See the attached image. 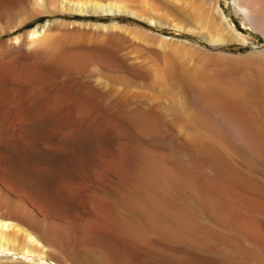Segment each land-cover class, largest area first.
Segmentation results:
<instances>
[{"label":"rangeland","instance_id":"374dc122","mask_svg":"<svg viewBox=\"0 0 264 264\" xmlns=\"http://www.w3.org/2000/svg\"><path fill=\"white\" fill-rule=\"evenodd\" d=\"M253 1L261 7L257 13L248 3L249 11L260 15L256 18L235 0H0V45L15 36L28 42L30 30L56 21L46 34L47 45L52 48L59 42L75 62L72 70L34 76L31 65H42L53 50L36 43L25 47L27 53L13 64L12 56L5 54L4 63L12 65L0 70V169L40 184L53 198L52 205L42 203L37 208L28 203L31 196L26 189L15 187L28 207L23 226L31 223L32 231L41 237L42 251L51 254L48 264H78L81 259L96 264L99 258L116 264L123 258L128 245L101 225L104 218L95 201L106 198L118 203V194L132 193L135 154L143 149L170 155L169 144H186L177 157L198 169L219 212L206 209L190 189L180 196L158 189L163 193L156 191L159 199L185 214V234L174 237L163 231V224L148 223L143 212L118 206L122 214L139 220L142 238L131 244L132 249L128 247L136 264H225L228 260L264 264V168L252 167L246 149L234 142L222 120L183 94L188 73L220 66L208 55L258 59L264 54V0ZM79 2L117 3L129 14L65 12L64 4ZM216 5L237 37L221 30ZM76 46L105 47L111 61L89 58L84 50H74ZM16 86L24 89L19 95L12 93ZM89 90L102 92L105 99L87 100ZM24 105L32 112L21 115L19 108ZM218 107L230 116L226 106ZM135 111L153 118L148 131H133L121 118ZM198 139L223 148L232 172H218L193 160L199 153L189 143ZM41 173L50 174L54 182ZM13 182L7 178L2 186L8 189ZM11 196L6 198L7 212L16 215L18 199ZM154 205L149 207L157 215ZM162 223L174 227L169 220ZM22 254H0V264H36Z\"/></svg>","mask_w":264,"mask_h":264},{"label":"bare ground","instance_id":"6f19581e","mask_svg":"<svg viewBox=\"0 0 264 264\" xmlns=\"http://www.w3.org/2000/svg\"><path fill=\"white\" fill-rule=\"evenodd\" d=\"M249 2L235 0V4L242 9H246L253 18L260 16L254 12L259 13L258 10L261 7L258 8L257 2L251 0L250 3L252 5L250 6H253L255 9H253L254 12L249 11V9L253 8L249 6ZM64 10L65 12L78 13L79 15L129 14V9L126 10L117 3L104 5L100 3L86 4L79 2L68 6L64 4ZM216 13L220 21L219 25L221 30L229 32L234 38L237 37V32L230 26L218 5H216ZM130 15L133 14L131 13ZM54 23L56 24V21ZM54 23L47 22L40 27L30 30L27 35L29 36L28 42H25L26 40H23L24 42L21 41V36H15L8 41L11 44L4 43L3 45H0V48H5L3 53L0 52V70L8 68L9 62L12 64L13 62H18L20 57L27 53V51L25 52V47H33L36 43L47 45L46 34L50 32H48V30ZM208 23H210V21ZM71 26H81V24L76 25L71 23ZM85 26H87V24H85ZM94 26L95 28H110L111 30V27L104 25L101 26V24H95ZM77 28L80 29L79 27ZM1 34L2 33L0 32V35ZM57 43L55 47H52L53 50L48 56L42 59V65H38L37 62L31 65V73L34 76L42 73L51 75L56 72H64L73 69L75 62L69 56V51H67L59 42ZM47 46L50 47V45ZM9 47H12L13 49L10 50ZM95 47L96 46H94V48L76 46L74 50H84V54L89 58H99L104 63H110L111 58L107 48L99 46ZM5 54L10 57L12 56V59L8 64L4 63ZM208 59L221 62L220 66L205 72H186L188 74L185 79L186 85L183 93L184 97L186 100L197 103L202 110H206L207 114H214L217 120H222L221 126L228 129L234 142L244 146L246 149L250 165L252 167L256 165L258 167V165H261L262 168H264V54L261 53L260 58L258 59H255L254 57L251 59L249 57L243 58L225 54L208 55ZM85 87H88V85L86 84ZM23 90L22 86H16L12 89V93H17L19 95ZM86 98L87 100L102 102L105 99V95L98 90H89L86 94ZM216 106H226L230 116L227 117L223 115L222 110L218 109L219 107L217 108ZM19 109L21 115H27L32 107L24 105ZM121 118H123V121L126 122L133 131L141 133L149 130L153 119L149 114H141L136 111L131 114L122 115ZM203 137L205 138V136ZM2 138L3 134L0 135V143ZM14 139L16 143L21 145V142L16 135L14 136ZM189 144L192 146V149H195V151L197 150L199 153L197 158H192L193 160L199 159L207 164L209 168L218 172H228L230 170L232 172L233 169L223 154V148L199 139L192 140ZM169 145L167 148L169 147L171 152L169 153L170 155H167L165 151L164 154L143 149L135 154L137 171L135 172L133 180L129 183L133 190L132 193L130 191L125 192V190L124 193L120 195L118 194V196L115 197V200L118 203L109 201L106 198H100L95 201L97 202V209L102 212V218H104L101 221V225L106 227V230L108 229L113 237L125 241L128 247L131 246V249V244L135 243V240L142 238L138 223L139 220L134 215H129L128 217L126 216L127 214H122L120 208L118 209V206L122 207V209L125 208L130 212L135 213L136 211L138 214L143 212L146 221L151 223L152 226L163 224V231L168 236L175 237L179 234H182V236L185 234L184 224L185 222L187 223L184 216L185 214L183 213V215L181 212L177 211V209H174L171 205H168L159 199L158 196L163 193L158 189L166 190V194H169V192L171 194L173 192L179 196L180 193L185 191V189H190L202 198L199 199H201L200 201H203L202 204L204 203L206 209L212 212H219L218 205L213 199L210 189L203 182L198 169L190 165L188 166L185 159L180 158L181 156L177 157V154L183 153L182 151L186 144L183 146H176L175 144ZM187 152L188 151L185 153ZM165 157L166 159L168 158L170 162L168 161L167 163ZM186 159L189 160L188 156ZM2 161L1 164L3 165L4 162ZM240 166L242 167L243 165ZM6 167L8 168V165ZM41 175L48 176L46 180L49 183L52 181L54 182V179L49 178L50 174L41 173ZM7 178L14 181L8 189L2 186V184L6 185ZM44 178L45 177H41L40 180H45ZM34 184L35 183L30 184L28 181L26 182V180L23 181V179H19V176L13 173L12 170L6 171L5 169H0V254L5 255L10 253L14 255L17 253H23L22 255L24 258L32 263L48 264L47 260L51 257V254L42 251L43 246L41 245V237L32 231L31 223H29L30 225L23 226L22 219L25 217L28 207L26 203L23 202V197L16 194L15 191V187L26 189L31 196V199L29 202L27 200L25 202L30 203L31 206L33 205L34 207L41 208L40 205L42 203L52 205V203H54L53 198L47 196L43 192L40 184ZM262 186L264 188V184H262ZM164 190L162 192H164ZM156 191L161 194L158 195ZM262 192L264 197V189ZM11 195L18 199L16 215L7 212L8 207L6 204V198ZM154 203L157 204L156 206L159 210L157 215L153 214L149 207L150 205L153 207ZM11 213L13 212L11 211ZM167 220L173 223V228H169L165 223H162L167 222ZM128 247V251L126 250V252H124V257L118 259L116 264H136L134 260L135 257L133 256L132 251H129L130 249H128ZM59 253L63 254L64 251L60 249ZM81 260H77L76 262L78 264H87L85 261L86 259ZM52 263L57 264L55 262ZM96 264L110 263L105 261L104 258H99L97 259ZM225 264H234V262L228 260Z\"/></svg>","mask_w":264,"mask_h":264}]
</instances>
